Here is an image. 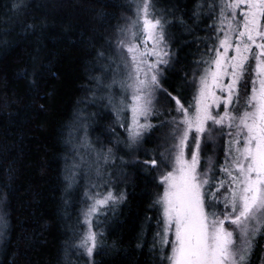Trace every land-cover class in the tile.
<instances>
[{"label": "trees", "instance_id": "obj_1", "mask_svg": "<svg viewBox=\"0 0 264 264\" xmlns=\"http://www.w3.org/2000/svg\"><path fill=\"white\" fill-rule=\"evenodd\" d=\"M133 2L0 0V264H160L151 251L160 216L154 204L158 183L154 169L143 163L149 152L157 154L159 136L146 138L138 153L141 159L131 163L126 158L122 166L111 156L103 168L104 180L122 172L113 188L124 189L126 195L95 222L99 244L92 262L76 247L82 232L84 175L77 171L66 179L74 163L71 145L77 134L69 138L78 114L88 143L104 140L95 147L102 156L113 146L125 152L112 106L105 100L92 102L90 77L100 75L98 50L113 55L109 41L113 45V35ZM201 2L156 0L158 11L171 21L173 45V63L164 72L162 87L179 92L182 103L194 95L185 73L191 81L196 62L208 58L205 38L212 19L206 9L199 20L193 15ZM245 98L241 90L236 112L244 110ZM226 141L208 153L217 165L224 163ZM262 246L257 238L249 264L260 263Z\"/></svg>", "mask_w": 264, "mask_h": 264}, {"label": "snow or ice", "instance_id": "obj_2", "mask_svg": "<svg viewBox=\"0 0 264 264\" xmlns=\"http://www.w3.org/2000/svg\"><path fill=\"white\" fill-rule=\"evenodd\" d=\"M205 9L212 19L205 38L208 58L196 62L191 81L185 73L186 83L194 90L192 101L182 103L179 92L162 87L161 77L173 63V45L171 21L158 11L156 0H134L129 17L116 30L117 55L98 50L100 75L90 77L93 103L106 100L117 117L130 113L131 122L120 123L128 146L138 145L144 133L156 126L152 116L164 114L157 109L158 91L175 101L174 107L167 105L169 133L162 150L143 160L160 172L163 185L154 202L160 216L151 249L160 264H249L255 239L264 230V0H202L193 12L197 20ZM109 44L113 46L111 40ZM230 50L234 55H228ZM250 60L255 64L248 94L245 77ZM117 85L119 91L114 90ZM241 90L246 106L238 113L229 106L239 104ZM217 126L219 134L229 138L221 165L208 154L216 152ZM111 153V148L103 156L97 152L92 160L78 152L72 169L95 166L102 179L100 159L107 163ZM202 159L206 161L203 168ZM74 175L70 170L66 179ZM85 195L91 203L83 212L85 227L76 247L92 257L99 244L95 222L104 209H111L125 196L114 194L102 182L92 184Z\"/></svg>", "mask_w": 264, "mask_h": 264}, {"label": "rangeland", "instance_id": "obj_3", "mask_svg": "<svg viewBox=\"0 0 264 264\" xmlns=\"http://www.w3.org/2000/svg\"><path fill=\"white\" fill-rule=\"evenodd\" d=\"M129 15H130V13L126 14L123 17V19L121 20V22L119 23V25H123L125 23V20L129 17ZM116 35H117V31H115V33L113 35L114 38H113V47L112 48H113V56L114 57L117 55L116 54V50L114 48V43H115V37H116ZM217 43H218V41H217ZM221 51H223V50L221 49ZM253 51H255V49ZM228 55L229 56H232V55H234V52L232 50H230L229 53H228ZM249 63L251 64L250 74H251V77H252V75H254V73L252 72V68L254 67L255 61L254 60H250ZM163 76H164V74H163ZM163 76L161 77V84H162ZM250 80H251V78H250ZM250 80H249V92H248V94L251 93V83H250ZM228 82H229V78L228 77H225L224 78V83H228ZM117 87L119 88V85H117ZM218 94H220V93H218ZM220 95H223V94H220ZM156 96H157V99H158L157 109H158V111L163 112L164 114L163 115H157V116H152L151 117V122L154 125H156V126L153 127L150 131L144 133V137H143L142 141L138 145H133V146H128L127 145V143H126V141H127V132L125 131V129L123 127L120 126V123L121 122H127V123H130L131 122L130 113H128V112H122L119 117H117L116 114L112 113V115L115 116V124L119 128L116 133H117V136L119 138V141H121V143L123 142L122 143V149L125 152L123 153V151L120 148H118L116 146H113V147H111V149H112L111 156L120 165H122V166L123 165H127L126 158L131 163L134 160H136V159H141L138 156V153L142 151L143 146H144V141L146 140V138H148L151 135H156V137L157 136L160 137L158 139L159 142L155 146V148L157 150L156 151V153H157L156 155L158 156L159 152L162 150V146H163V144L165 142V139H166V137L168 136V133H169V125L166 122L167 119H168V117H167V105H168V103H171L172 106L174 107L175 106V101L171 100V98L168 97L166 95V93L165 92H162V91H158L156 93ZM229 107L233 109V108H235V104L230 105ZM223 108H224V105L221 104V109L220 110H222ZM213 111L215 112V111H217V109H213ZM162 122H163V126H161ZM74 124L76 125L75 126L76 128L70 130V138H69V141H72L73 140V136L77 134V140L75 138L76 142L74 140V143H72V145H71V148L74 150V153H75L74 156L76 157V158L75 157L74 158L76 160L79 159V157L77 155V153L79 152V153L85 154L86 156H90V158L92 160H95L96 159V154H97V152H99V151L96 150L95 147H96V145L99 146V145L103 144L104 140H101L99 138H96V141H95V138H94V141H93V139H90L91 144L88 143V140H87V135L88 134L86 132V128L84 127L83 121L81 120V116H79V114L77 115V120L74 122ZM223 131L226 133L228 131V129L225 128V129H223ZM219 132H220V129L217 126L216 131L214 133L216 143H219L223 139H226V140L229 139L227 135L221 136L219 134ZM108 141L110 143V137H108ZM119 144H120V142L118 143V145ZM107 145H109V144H107ZM154 153L149 152L148 155L151 157ZM209 155H213V154H209ZM202 160H201V167L203 168L204 165L206 164V161L204 163ZM109 161L111 162L112 159L110 158L108 160V162ZM107 163H105L103 161V159H100L99 167L101 168V171L102 172H103V168H108V167H106ZM70 168H71L70 170L73 171V172H75V173L78 171V173L82 174V177L84 175V179H83V181H84L83 183H84V187H85V191H84V204H83V208L81 210L82 229H84L85 226L83 224V212H84V210L86 208V205L89 204V203H91V201H89L87 199L85 193L91 188V185L92 184L98 183V182H102L108 189L112 190L114 192V194L119 195L120 193H123L124 195H126V193H124V189L117 190V189H114L113 188V187L117 186V184H119V183H115V182H116L117 179H120L121 174L119 176L117 174H119L121 171L120 170H117L116 171L115 179L107 178L106 180H104L105 178H103V179L99 180L100 178L97 177L96 172H95V166H93L92 168H89L87 165H83V166H81L78 169H72V164H71V167ZM154 171L156 173V179H157V183H158V192H157V196H158L159 194H162V192H163V185H161L159 183V175H160V172L156 171L155 169H154ZM160 171H164V169H160ZM106 173H107L106 176L108 177V170H106ZM114 173L115 172H113V174ZM97 179H98V181H97ZM109 179H110V181H109ZM107 181H109V182H107ZM96 190L97 189H95V188H92L91 189V191H93V192H95ZM99 190L101 192H103V191H105V188L104 187H101ZM157 196H156V198H157ZM225 226L226 227H229L228 224H226ZM1 229H3V222H2V219L0 218V235H1ZM257 238H261L262 243H263L262 251H261V257L262 258H261L259 264H264V230H262L261 233L257 235V237L255 239V242L257 241ZM170 239H171V237H170ZM255 242H254V244H255ZM238 243H239V241H238ZM158 247H159V245H158ZM78 249L80 250V253L79 254L81 256H83L88 261L92 262L91 261L92 258L91 257H88L87 254L83 251V249H81V248H78ZM165 251L167 252L168 249H165Z\"/></svg>", "mask_w": 264, "mask_h": 264}]
</instances>
